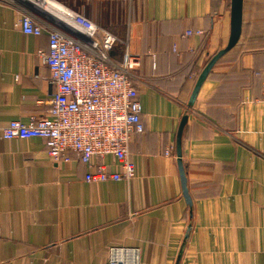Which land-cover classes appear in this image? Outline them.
<instances>
[{"label": "crops", "instance_id": "0c3cea01", "mask_svg": "<svg viewBox=\"0 0 264 264\" xmlns=\"http://www.w3.org/2000/svg\"><path fill=\"white\" fill-rule=\"evenodd\" d=\"M61 6L126 40L139 60L131 76L145 127L129 147L136 176L87 181L75 154L55 165L44 139L0 136V264H107L111 247L136 249L138 264H264V0H243L239 41L192 106L199 74L228 43L231 0H0V126L47 116L55 87L37 51L62 27ZM24 14L41 35L21 30ZM124 47L113 49L115 61ZM186 114L191 204L176 145ZM93 163L120 170L113 155Z\"/></svg>", "mask_w": 264, "mask_h": 264}, {"label": "built area", "instance_id": "2783aa9c", "mask_svg": "<svg viewBox=\"0 0 264 264\" xmlns=\"http://www.w3.org/2000/svg\"><path fill=\"white\" fill-rule=\"evenodd\" d=\"M61 7L57 14L62 27L49 30L48 48L37 51L55 87L47 116H31L27 122L11 120L0 126V136L9 140L44 139L49 162L55 165L71 161L75 154L88 167L87 181H129L136 176L129 155L131 140L145 127L139 91L131 76L139 60L126 40L84 14ZM17 25L34 35H41L44 28L29 14L22 15ZM117 43L125 46L121 61L111 55ZM172 148L165 154L171 155ZM105 155H113L120 170L110 171L103 163H93L95 156ZM138 262L136 249L110 248L107 264Z\"/></svg>", "mask_w": 264, "mask_h": 264}, {"label": "water", "instance_id": "95a60500", "mask_svg": "<svg viewBox=\"0 0 264 264\" xmlns=\"http://www.w3.org/2000/svg\"><path fill=\"white\" fill-rule=\"evenodd\" d=\"M231 20H230V36L227 45L219 50L216 54L212 56V58L208 61L206 66L203 68L201 73L199 74L197 78V82L194 85L190 100H189V106H192L196 100L198 92L203 84L205 82L209 72L217 62V60L223 56L225 53H227L229 50H231L239 41V38L241 36L242 32V20H243V0H231ZM188 120V115H184L178 130V136H177V156L180 166V172L182 177V185L184 190V195L187 198V201L191 204V199L187 190V179L184 171V167L182 164V147H181V137L182 132L184 129V126Z\"/></svg>", "mask_w": 264, "mask_h": 264}, {"label": "trees", "instance_id": "16d2710c", "mask_svg": "<svg viewBox=\"0 0 264 264\" xmlns=\"http://www.w3.org/2000/svg\"><path fill=\"white\" fill-rule=\"evenodd\" d=\"M116 45H117V44H116ZM116 45H115V47H116ZM115 47H114V48H115ZM114 48H113V49H114ZM113 51H114V50L111 51V55H112V57L114 56V52H113ZM123 51H124V49H123ZM117 54H118V53H116L115 55H117ZM114 57H115V56H114ZM121 59H122V57H121ZM120 61H121V60H120Z\"/></svg>", "mask_w": 264, "mask_h": 264}, {"label": "bare ground", "instance_id": "6f19581e", "mask_svg": "<svg viewBox=\"0 0 264 264\" xmlns=\"http://www.w3.org/2000/svg\"><path fill=\"white\" fill-rule=\"evenodd\" d=\"M55 4V3H54ZM47 5V7L49 8V9H51V10H55L54 9V7L53 6H51L50 4L48 5V4H46ZM56 15V14H55Z\"/></svg>", "mask_w": 264, "mask_h": 264}]
</instances>
